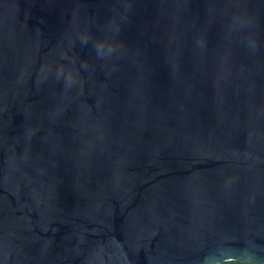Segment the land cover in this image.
I'll return each mask as SVG.
<instances>
[{
  "label": "water",
  "instance_id": "obj_1",
  "mask_svg": "<svg viewBox=\"0 0 264 264\" xmlns=\"http://www.w3.org/2000/svg\"><path fill=\"white\" fill-rule=\"evenodd\" d=\"M0 264H264V0H0Z\"/></svg>",
  "mask_w": 264,
  "mask_h": 264
}]
</instances>
